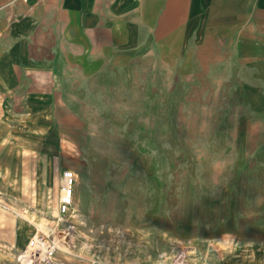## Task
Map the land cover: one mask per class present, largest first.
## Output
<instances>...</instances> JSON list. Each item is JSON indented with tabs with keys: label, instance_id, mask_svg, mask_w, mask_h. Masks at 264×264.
Here are the masks:
<instances>
[{
	"label": "rangeland",
	"instance_id": "374dc122",
	"mask_svg": "<svg viewBox=\"0 0 264 264\" xmlns=\"http://www.w3.org/2000/svg\"><path fill=\"white\" fill-rule=\"evenodd\" d=\"M158 46L137 90L94 107L44 108L34 124L0 106V264L68 225L59 253L77 264H264V60L234 61L235 75L172 60L168 76Z\"/></svg>",
	"mask_w": 264,
	"mask_h": 264
},
{
	"label": "crops",
	"instance_id": "0c3cea01",
	"mask_svg": "<svg viewBox=\"0 0 264 264\" xmlns=\"http://www.w3.org/2000/svg\"><path fill=\"white\" fill-rule=\"evenodd\" d=\"M155 45L163 75L172 60L191 75H235L234 61L248 70L264 60V0H0V106L37 124L44 108L56 116L135 91L154 73Z\"/></svg>",
	"mask_w": 264,
	"mask_h": 264
},
{
	"label": "built area",
	"instance_id": "2783aa9c",
	"mask_svg": "<svg viewBox=\"0 0 264 264\" xmlns=\"http://www.w3.org/2000/svg\"><path fill=\"white\" fill-rule=\"evenodd\" d=\"M76 174L73 170L65 168L61 172L59 188L58 212L61 215L69 213L74 204V187ZM73 225H68L66 229L59 232V237H51L41 231L27 242L25 248L18 254L19 264H77L65 260L60 256L61 238L67 237Z\"/></svg>",
	"mask_w": 264,
	"mask_h": 264
},
{
	"label": "bare ground",
	"instance_id": "6f19581e",
	"mask_svg": "<svg viewBox=\"0 0 264 264\" xmlns=\"http://www.w3.org/2000/svg\"><path fill=\"white\" fill-rule=\"evenodd\" d=\"M66 252V251H65Z\"/></svg>",
	"mask_w": 264,
	"mask_h": 264
}]
</instances>
